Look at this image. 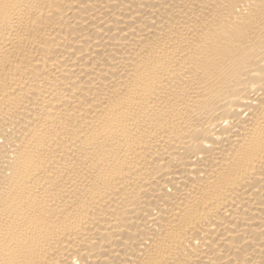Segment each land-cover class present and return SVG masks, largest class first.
Segmentation results:
<instances>
[{
  "label": "bare ground",
  "instance_id": "1",
  "mask_svg": "<svg viewBox=\"0 0 264 264\" xmlns=\"http://www.w3.org/2000/svg\"><path fill=\"white\" fill-rule=\"evenodd\" d=\"M0 264H264V0H0Z\"/></svg>",
  "mask_w": 264,
  "mask_h": 264
}]
</instances>
